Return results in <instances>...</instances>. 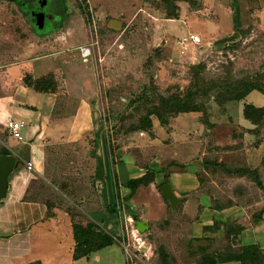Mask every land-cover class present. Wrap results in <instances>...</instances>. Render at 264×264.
<instances>
[{
	"label": "rangeland",
	"instance_id": "374dc122",
	"mask_svg": "<svg viewBox=\"0 0 264 264\" xmlns=\"http://www.w3.org/2000/svg\"><path fill=\"white\" fill-rule=\"evenodd\" d=\"M47 1L49 10L50 5L54 4L51 0ZM64 2L61 29L42 38L35 33L30 11L27 17L13 1L0 0V52H10L19 58L25 46L53 42L67 34L75 45L89 53L101 89L97 109L102 118L101 132L107 152V158L104 160L111 168V179H116L114 166L124 160L125 153L137 156L138 160H142L143 157L146 160L158 154L157 146L146 145L154 143L149 140L147 134L130 133V129L153 105L159 103V97L166 98L177 88L179 90L185 88L184 90L192 92L190 102L204 108L209 121L213 122L214 126L218 125L215 133L221 144H232L231 132L244 130L235 122L240 104L230 103L227 107H219L211 96L227 90L238 92L241 89L240 84L245 81L255 83L256 76L264 72V0H224V8L222 7L221 11L212 8L211 1L203 6V1L197 0L196 4L201 5L200 9L188 10V14L194 12V17L188 23L186 19L181 21L186 22L185 25L189 26L192 34L201 37V44H188L185 49L187 53L183 54L179 50L173 52L163 47V40L160 39L162 14L164 8H171V2L169 4H164L161 0H64ZM221 21L233 27L235 39L234 37L222 39L224 35L218 31ZM172 24L170 29L177 31L175 24L178 22ZM49 26L50 23L47 22L44 30H49ZM161 29L168 28L161 26ZM185 36L176 33L172 47L176 48L177 41ZM157 47L161 49V57L153 56L150 62L146 61ZM198 64L202 67L188 71L189 66ZM149 77L153 78L157 87H153L155 89L153 91L149 88L151 93H147L146 98L134 103L141 88L148 84ZM174 94L181 93L175 91ZM248 101L264 106V97L258 93L251 94ZM184 123L188 126L194 125L190 133L191 138L202 139L201 132H204L205 128L199 124L196 117H190ZM154 124L155 130L152 129V134L155 132L159 140H162L160 147L167 149L170 140L166 135L169 133H164L156 121ZM261 129L264 135V119ZM93 142L87 138L74 145L66 143L50 147L43 178L51 183L49 185L39 183L37 190L40 199L48 201L51 205L55 221L60 228V223L68 225L72 220L85 223L91 219L90 212L98 210L101 206L96 199L95 187L99 177L96 166L99 163L101 165L102 157L99 156V160L96 161ZM109 147L111 151L108 150ZM200 176L209 180V184L211 180L214 183L206 187L207 193L218 202H211V206L232 207L233 202L229 198L232 189L237 186L236 180L226 179L221 173ZM153 183L152 193L160 194L157 187L161 184L160 180H154ZM250 187L247 199L236 203L240 210L231 213L233 212L231 209L226 224L234 222L240 226L249 225L248 217L252 213L250 205L263 198L264 194V190L258 191L255 187ZM227 201L230 203L227 204ZM107 210L110 213L114 212L118 218L119 235L114 234L113 236L118 238L117 243L108 247L105 255H99L104 262L100 264H159L152 254L158 245H163L177 264L192 262L187 256L186 239L177 241L176 234L169 231L167 225L155 226L154 222H151L148 230L138 233L134 228V221L138 220V215L130 208L126 211L124 203H120L116 212L115 204H109ZM170 211V208L166 209L168 218L174 215ZM128 217V225H125V219ZM214 235L213 247L223 248L226 244L224 228L218 227ZM57 239L56 233L45 238L44 255L51 264H72L66 261L71 250L67 252L58 250ZM261 252L260 264H264V250Z\"/></svg>",
	"mask_w": 264,
	"mask_h": 264
},
{
	"label": "crops",
	"instance_id": "0c3cea01",
	"mask_svg": "<svg viewBox=\"0 0 264 264\" xmlns=\"http://www.w3.org/2000/svg\"><path fill=\"white\" fill-rule=\"evenodd\" d=\"M11 1L15 3V0ZM202 1L203 6L211 1L212 8L217 11L224 8V0ZM213 1L216 3L214 4ZM58 3L64 10V0H59ZM177 5L179 19H163L161 26L168 29L162 30L159 25V33L160 39L163 40V47H167L173 52L179 50L183 54L187 53L185 52L189 44L187 39L193 32H190L189 26H186V22L181 19H186L188 23L195 14L194 12L188 14L190 8L187 3L179 2ZM26 9L31 10L27 7ZM47 22L50 23V26L49 30L45 31L44 26ZM47 22H44L42 30H37L34 27L37 36L43 38L58 32L63 21L55 27L51 24L52 19ZM174 22H178L175 24L177 31L170 29ZM218 27H220L218 30L220 34L224 35L222 39L227 40L232 37L235 39L233 27L230 24L221 21ZM176 33L186 36L177 41L175 48L172 47V44ZM56 39L53 42L48 41L40 45L25 46L19 58L10 52H0V152L4 149L8 154H16L18 161L17 167L8 176L6 196L0 200V264H51L44 255V241L46 237L54 233L58 235L56 241L58 250L66 252L72 250L73 239L70 224L60 223V228L54 216L46 218L45 201L40 199L37 188L39 183L50 184L49 180L43 178L50 147L66 143V145H74L87 138L94 141L92 144L95 146L96 161L99 160V156L102 157L101 165L99 163L96 166L99 177L95 187L96 199L101 206L98 210L90 212L91 219L89 221L97 224L110 235H119L118 218L114 212H108L107 208L109 204L119 201V203H124L126 211L129 208L132 209L135 215H138L139 221H145L148 228L151 226V222H154L155 226L167 225L168 230L176 234L177 241L186 239L187 256L192 260L190 264L194 263V259L189 256V249L198 245L209 244L211 249L219 251H222L227 244L232 250L250 245H256L264 250V210H262L264 194H262L263 198L257 202L254 199L255 202L250 205L252 213L248 217L249 225L235 224L242 229L236 235L230 236L228 241L225 237L226 227L229 225L226 224V218L231 215V209L233 210L231 213L240 210L236 203L247 199L250 186L255 187L258 191L264 189H258L244 176L214 172L202 164L207 160L221 162L229 167L255 168L264 185V165L261 163L264 156V135L260 129L261 142L258 147H253L252 144L256 137L246 132L253 126L242 117L244 103L264 107L248 101L251 94L256 92L250 93L245 100L236 103L240 106L235 122L244 130L231 132L232 144L223 145L219 142V137L215 133L218 125L203 130L204 132H201L202 139L194 140L190 137L194 125L188 126L184 122L190 117L198 119L200 114H180L169 122L170 131L166 136L170 141L166 146L167 149L160 147L159 144L162 140H159L154 132V139L149 138L154 143L146 145L148 147L157 146L158 154L152 155L146 160L144 157L142 160H138L137 156L125 153L124 160L114 166L116 179L113 180L110 176L111 168L104 160L107 158V152L101 132L102 118L97 109L101 89L93 62L89 53L84 48L75 45L69 35L64 34ZM50 73L55 76L58 82L55 93H36L22 83L24 74H29L33 79H37ZM229 104L221 107H227ZM12 120L25 124L19 140L14 139L7 129L8 122ZM153 128L155 130L154 121ZM159 128L162 129L160 126ZM162 130L166 133L164 129ZM237 135L239 137H236ZM226 147L229 149H224ZM26 163H31L30 171L26 170ZM146 172H153L154 180H160V182L163 181L164 175H167V184L179 200L174 211H170L174 213L172 218L166 217L168 207L161 194L152 193L153 182L146 188H138L129 198L130 191L126 187V183L131 179L143 176ZM209 173H221L226 179L237 181V186L232 189V196L230 195L229 198L233 202L232 207L229 205L215 208L210 205L211 202H218L207 193L206 187L209 180L200 176L201 174L208 176ZM212 184L214 183L211 180L209 186ZM253 215H258L257 219H254ZM232 217L235 218L234 215ZM127 220L129 217L125 219V225H128ZM218 227L224 228L226 242L221 249L212 245V238ZM206 240L209 242L207 243ZM107 249L91 254L88 259L83 258L76 261H72L71 253H69L66 261H70L72 264L104 263L99 255H105ZM175 264H177L176 260Z\"/></svg>",
	"mask_w": 264,
	"mask_h": 264
},
{
	"label": "trees",
	"instance_id": "16d2710c",
	"mask_svg": "<svg viewBox=\"0 0 264 264\" xmlns=\"http://www.w3.org/2000/svg\"><path fill=\"white\" fill-rule=\"evenodd\" d=\"M54 5H50L49 11L53 13L52 25L55 27L57 24H60L63 19L64 10L61 9V5L58 3L59 0H51ZM197 0H161L164 4L172 3L170 9L164 8L162 18L166 20H176L179 16V2L187 3L190 9L198 10L201 5L196 4ZM17 6L25 12L27 17L29 16V10L27 8H37L36 0H15ZM48 5V3H47ZM157 10V9H155ZM159 11V10H158ZM161 49L155 48L152 51V54L148 56L147 60L150 62L155 56L156 58L161 57ZM201 64L198 66H189L188 71H193L195 68H201ZM148 84L144 85L139 95L134 99V103L143 100L142 98L147 97V93H151L149 88L153 91V87H157L154 83L153 78L149 77ZM253 82H243L241 89L238 92L234 91H225L224 93H217L216 96H211L215 104L219 107L226 105L228 103H238L246 99V97L252 93L256 92L264 97V72L259 73L256 76V80ZM22 83L36 93H55L57 91L58 82L55 79L53 74H46L40 78L33 79L29 74H24L22 77ZM188 86L186 87V89ZM178 88L175 90L180 95H175L174 92L169 94L168 97H159V103L153 105L151 109L147 111V114L143 118H139L138 122L134 124V127L130 129V133L141 132L149 136L150 139L154 138L152 134L153 121H156L158 126L164 129L166 132L170 131L168 127L169 121L180 114H189V113H198L200 114L198 122L205 129L213 128L214 124L209 122L208 113L204 108L197 105L196 103L190 102L192 97V92ZM242 117L250 125L253 126L252 129L246 130L247 133L254 135L256 137L255 142L252 144L253 147H258L261 142L259 138L260 129L264 119V107H256L250 103H244L242 106ZM105 120V118H104ZM109 136L106 137L107 144H109ZM236 137H239L237 135ZM224 149H229L226 147ZM111 151V148H108ZM0 154L7 155L6 150H1ZM111 157V153H110ZM261 163L264 165V156L262 157ZM203 166L205 168H210L214 172H222L226 175L231 176H244L248 178L258 189H264L258 171L255 168L247 167H229L224 163L217 161H203ZM162 183H167V175H164L162 178ZM50 182V181H49ZM154 182L153 172H146L143 176L137 179H131L126 183V187L130 191V197L134 195L136 190L140 187H147L150 183ZM51 183V182H50ZM161 185V184H160ZM157 185V187H160ZM167 207L169 206L167 201L163 199ZM46 205V218H52L54 215L52 213V207L48 201L44 202ZM119 201L115 203V212L116 208L119 209ZM215 208H220L218 205H214ZM169 208V207H168ZM264 210V208L262 209ZM114 211V210H113ZM254 219H257L258 215L252 216ZM70 228L73 239V247L71 250V259L76 261L79 259H88L91 254L99 252L105 248H108L117 243V237H114L107 233L103 228L97 224L86 221L85 223H80L76 221H70ZM242 227L235 225L234 223L227 225L225 237L227 241L230 236L236 235ZM198 241V240H196ZM207 243L209 240H206ZM261 249L256 245H250L241 247L238 250H232L228 244L222 251L211 249L209 244L198 245L195 248L189 249V256L194 259L193 264H217V263H227V262H237L239 264H260L261 260ZM153 255L157 258L159 264H175V259L169 254L166 248L163 245H158L153 251Z\"/></svg>",
	"mask_w": 264,
	"mask_h": 264
},
{
	"label": "water",
	"instance_id": "95a60500",
	"mask_svg": "<svg viewBox=\"0 0 264 264\" xmlns=\"http://www.w3.org/2000/svg\"><path fill=\"white\" fill-rule=\"evenodd\" d=\"M38 5L40 8H44L46 5V0H39ZM32 17H35L34 27L37 30H42L44 26L43 21V12H32ZM18 161L16 154H7L0 155V200L4 199L7 192L8 186V176L13 172V170L17 167ZM161 185L158 188L161 196L167 201L169 204L170 210L173 212L176 206L179 203V200L172 193L169 185L167 183L160 182ZM134 221V217H133ZM134 228L138 233H144L148 230V224L145 221H134Z\"/></svg>",
	"mask_w": 264,
	"mask_h": 264
},
{
	"label": "built area",
	"instance_id": "2783aa9c",
	"mask_svg": "<svg viewBox=\"0 0 264 264\" xmlns=\"http://www.w3.org/2000/svg\"><path fill=\"white\" fill-rule=\"evenodd\" d=\"M188 42L189 44H201V37L197 34H190L188 36ZM185 42V40H184ZM25 127V124L23 122L20 121H9L7 124V129L10 133V135L14 138V139H20L21 138V130ZM32 168L31 163H26V170L30 171ZM116 210L118 211L119 209L116 208Z\"/></svg>",
	"mask_w": 264,
	"mask_h": 264
},
{
	"label": "flooded vegetation",
	"instance_id": "af4514ba",
	"mask_svg": "<svg viewBox=\"0 0 264 264\" xmlns=\"http://www.w3.org/2000/svg\"><path fill=\"white\" fill-rule=\"evenodd\" d=\"M36 2H37V8H33V9H31L30 10V13H32V12H43L44 13V16H43V21L44 22H47V21H49V20H51L52 18H53V13H51L49 10H47V4H46V6L42 9V8H40L39 6H38V2H39V0H36ZM48 2V1H47ZM32 22L34 23L35 22V17H32Z\"/></svg>",
	"mask_w": 264,
	"mask_h": 264
}]
</instances>
